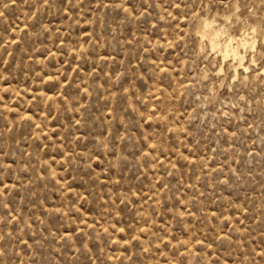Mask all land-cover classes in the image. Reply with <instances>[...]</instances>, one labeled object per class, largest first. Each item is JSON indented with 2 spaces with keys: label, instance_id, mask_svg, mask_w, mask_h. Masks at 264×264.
Here are the masks:
<instances>
[{
  "label": "rangeland",
  "instance_id": "obj_1",
  "mask_svg": "<svg viewBox=\"0 0 264 264\" xmlns=\"http://www.w3.org/2000/svg\"><path fill=\"white\" fill-rule=\"evenodd\" d=\"M263 41L264 0H0V264H264Z\"/></svg>",
  "mask_w": 264,
  "mask_h": 264
},
{
  "label": "bare ground",
  "instance_id": "obj_2",
  "mask_svg": "<svg viewBox=\"0 0 264 264\" xmlns=\"http://www.w3.org/2000/svg\"><path fill=\"white\" fill-rule=\"evenodd\" d=\"M203 18H205V17H203ZM209 19H210V17H209ZM207 20V21H209V23H210V20ZM204 20V19H203ZM214 21V20H213ZM207 24V23H206ZM203 25V24H202ZM209 25H211V24H209ZM209 27V26H208ZM203 28V27H202ZM204 28H206V27H204ZM256 28V27H255ZM200 29V28H199ZM251 29H253V27L251 28ZM202 30V29H201ZM204 30V29H203ZM206 30V29H205ZM243 30V29H242ZM248 30V29H247ZM246 30V31H247ZM201 32H203V31H201ZM220 32V31H219ZM222 33V32H221ZM201 34H203V33H201ZM235 34V33H234ZM199 35V34H198ZM224 35V34H223ZM241 35H243V33L241 34ZM254 36V35H253ZM261 36V35H260ZM201 37V36H200ZM202 37H204V36H202ZM219 37V36H218ZM249 37V36H248ZM259 37V36H258ZM207 38V37H206ZM217 38V37H216ZM251 38H254V37H251ZM263 38V37H262ZM235 39H237L238 41H239V45H240V43H241V45L242 44H244V43H246L247 42V40H248V38H247V35H244V36H241V37H239V38H235L234 36H232L230 39H229V41L227 42V44H225V45H227V47H226V49L224 50L225 52H226V54L225 55H227V57H228V55L229 54H231L230 56L232 57V59L234 58L235 59V61H236V63H237V67H236V71H237V68L238 67H246L245 66V63H244V54H241L240 52L242 51V50H240V52H239V49L237 50V48H235L234 46H232L231 44H232V41L234 40L235 41ZM201 40V39H200ZM205 40V39H204ZM208 40V39H207ZM214 40V39H213ZM233 41V42H234ZM251 41V40H250ZM255 41H256V39H255ZM217 42V41H216ZM264 42V41H263ZM211 43V42H210ZM209 43V44H210ZM214 43V42H213ZM218 43V42H217ZM236 43H237V41H236ZM250 43V42H249ZM252 43V42H251ZM253 43H254V41H253ZM252 43V44H253ZM219 44V43H218ZM248 44V43H247ZM212 46V45H211ZM249 45H246L245 47L247 48ZM252 46V45H251ZM250 46V47H251ZM239 47H243V45L242 46H239ZM245 47L243 48V51H244V49H245ZM249 47V48H250ZM212 49H215V48H212ZM217 51V50H216ZM215 51V52H216ZM220 52V51H219ZM222 52H223V50H222ZM216 53H218V51L216 52ZM220 55V54H219ZM224 57V56H223ZM222 57V58H223ZM227 59V58H226ZM234 59H233V61H234ZM223 60H224V58H223ZM252 60V59H251ZM246 61V60H245ZM235 64V63H234ZM233 64V65H234ZM231 65H232V63H231ZM230 66V65H229ZM230 67H232V66H230ZM248 68V67H247ZM233 71V70H232ZM239 71V70H238ZM234 72V71H233ZM261 73H262V71H261Z\"/></svg>",
  "mask_w": 264,
  "mask_h": 264
},
{
  "label": "snow or ice",
  "instance_id": "obj_3",
  "mask_svg": "<svg viewBox=\"0 0 264 264\" xmlns=\"http://www.w3.org/2000/svg\"><path fill=\"white\" fill-rule=\"evenodd\" d=\"M261 58H262V60H264V56H262ZM253 62H255V61H253Z\"/></svg>",
  "mask_w": 264,
  "mask_h": 264
}]
</instances>
